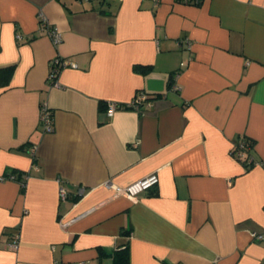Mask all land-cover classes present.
Segmentation results:
<instances>
[{
  "label": "crops",
  "instance_id": "crops-1",
  "mask_svg": "<svg viewBox=\"0 0 264 264\" xmlns=\"http://www.w3.org/2000/svg\"><path fill=\"white\" fill-rule=\"evenodd\" d=\"M57 57L78 67L50 87ZM9 65L0 264H264V0H0ZM141 92L151 106L128 108ZM243 140L251 163L234 154ZM153 174L135 200L106 186Z\"/></svg>",
  "mask_w": 264,
  "mask_h": 264
},
{
  "label": "built area",
  "instance_id": "built-area-1",
  "mask_svg": "<svg viewBox=\"0 0 264 264\" xmlns=\"http://www.w3.org/2000/svg\"><path fill=\"white\" fill-rule=\"evenodd\" d=\"M84 1H90V0H84ZM154 2V4L157 6L159 5L162 0H151ZM180 3H186V4H200L204 0H175ZM39 30L40 32H45L46 35L51 39L52 43L55 47L59 46L63 42V35L61 31L50 25L47 21L42 20L39 24ZM18 39H22V35H17ZM188 45H190L189 41H186ZM72 67L77 68L78 66L75 63H72L68 60H64L60 57L55 58L52 61V68L48 77V85L50 87H60L58 78L60 75V72L62 69L66 67ZM173 89L176 91H179L178 86H173ZM108 109L106 112V115L108 117H113L120 107L117 103L109 102L107 104ZM151 106V100L150 96L146 93H139L128 105L127 107L130 109H134L136 111L142 110L144 107H150ZM40 123L43 127V130L48 133H52L55 130L54 127V115L50 107L46 103H42L41 109H40ZM234 152H236V156L243 158L244 157V150H245V144H236L234 145ZM249 163H251V160H249ZM160 183V178L157 174L150 175L144 179H141L139 181H136L134 183H131L126 186H116L112 185L110 183H107L106 186L113 189L116 195H123L128 197L129 199L135 200L139 195L142 193L148 192L154 188H157ZM59 196L62 201L67 200L68 193L66 192L65 188L61 187L59 190ZM252 237L256 241H262L264 239V235L258 234V233H252ZM19 247V236L16 237L14 243L12 244V248L17 249Z\"/></svg>",
  "mask_w": 264,
  "mask_h": 264
},
{
  "label": "trees",
  "instance_id": "trees-1",
  "mask_svg": "<svg viewBox=\"0 0 264 264\" xmlns=\"http://www.w3.org/2000/svg\"><path fill=\"white\" fill-rule=\"evenodd\" d=\"M135 68L138 72H141L143 74H147L151 70L150 67L140 66V65H137ZM15 70H16L15 65L0 67V87L2 89H7L10 86L11 81H12V77L15 73ZM241 143L245 144L244 157L243 158L237 157V158L241 161H245V162L247 161L248 162L249 157H250V151L252 149L253 144H251L249 141L243 140V141L239 142L238 145ZM236 152H234V154H236ZM125 251H127V247H126ZM123 255H122V257H124Z\"/></svg>",
  "mask_w": 264,
  "mask_h": 264
}]
</instances>
